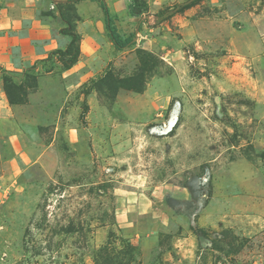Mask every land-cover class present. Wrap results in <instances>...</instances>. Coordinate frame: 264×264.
<instances>
[{"label": "rangeland", "instance_id": "obj_1", "mask_svg": "<svg viewBox=\"0 0 264 264\" xmlns=\"http://www.w3.org/2000/svg\"><path fill=\"white\" fill-rule=\"evenodd\" d=\"M46 1L64 48L0 64V264H264V0H104L134 43L88 58L99 0Z\"/></svg>", "mask_w": 264, "mask_h": 264}, {"label": "crops", "instance_id": "obj_2", "mask_svg": "<svg viewBox=\"0 0 264 264\" xmlns=\"http://www.w3.org/2000/svg\"><path fill=\"white\" fill-rule=\"evenodd\" d=\"M45 4H48V1L0 0V64L7 70L21 71L37 59H40L41 57L44 58L45 53L47 54L52 50L64 48V45L59 39L63 34L58 27V22H56L58 20H52L51 18H48V16L40 14V7H44ZM106 5L113 24L115 25V28H117L116 17L113 16L112 9L109 8L108 4ZM98 9L100 16H98L99 20H97L98 29L99 31L107 30V28H105V11L102 7L101 0H99ZM117 30L121 36L125 37L119 28H117ZM89 33V36L82 39L86 47L82 46L81 53L86 58H88L87 53H94V51H97L98 48H94V46H99L101 41L106 43L107 40L105 41V39H109V43H112L114 46L109 34L108 36L107 34H105V36L99 34L94 35L91 30ZM106 33H108V30ZM56 38H58L59 42ZM81 62L82 61L79 63ZM76 65H78V63L72 65L73 67L69 69L68 77H71V75H77L75 74V70H77ZM82 66L85 67V64ZM85 74L93 75V73L90 72H80L78 75L82 78ZM66 76L67 74H65L64 77ZM12 109L13 108L6 103L2 93H0V114L8 116ZM13 162L19 166V163L17 164V158L14 159ZM144 185L145 184L139 187L142 188L141 190L139 189V192L134 190L123 196V202H121L123 207L119 210L121 213V223L128 226H134L135 220H137L138 216H154L160 213V205L158 202L160 198L155 194L156 188L153 191H148ZM128 207L132 210H129Z\"/></svg>", "mask_w": 264, "mask_h": 264}, {"label": "trees", "instance_id": "obj_3", "mask_svg": "<svg viewBox=\"0 0 264 264\" xmlns=\"http://www.w3.org/2000/svg\"><path fill=\"white\" fill-rule=\"evenodd\" d=\"M196 1L197 0H186V1L182 2V3H178V4H176L174 6L172 12H177V11L184 10V9L192 6L194 3H196ZM101 4H102V7H103V9L105 11V24H106L105 28H107L108 34H109L110 39L113 42L115 48L118 49V50H122L124 48H127V47L133 45L135 34H132V35H130L128 37L121 36L119 31L117 30V28H115V25L113 24L112 18L109 15V10H108V7H107L105 1L101 0ZM131 10H132L133 14H138L139 13L136 9H134V7ZM72 36H73V41L72 42H74V40L77 38V35L72 33ZM71 47L72 46H70L69 49L67 50L68 54H71V52L73 51ZM79 52H80L79 48L75 49L73 51V53H74L73 55H76V56H73L71 54V56L73 57V61H71V62L75 61V59L78 56Z\"/></svg>", "mask_w": 264, "mask_h": 264}]
</instances>
